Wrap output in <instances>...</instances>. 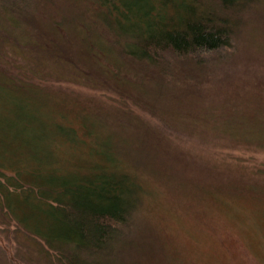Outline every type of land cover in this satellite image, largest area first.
<instances>
[{
	"label": "trees",
	"instance_id": "1",
	"mask_svg": "<svg viewBox=\"0 0 264 264\" xmlns=\"http://www.w3.org/2000/svg\"><path fill=\"white\" fill-rule=\"evenodd\" d=\"M256 37L264 0H0V236L17 263L135 261L149 161L199 197L264 206V166L216 151H264Z\"/></svg>",
	"mask_w": 264,
	"mask_h": 264
},
{
	"label": "rangeland",
	"instance_id": "2",
	"mask_svg": "<svg viewBox=\"0 0 264 264\" xmlns=\"http://www.w3.org/2000/svg\"><path fill=\"white\" fill-rule=\"evenodd\" d=\"M256 43L259 46L255 47ZM262 43L264 41L256 37L247 52L254 57V51L263 50L260 49ZM59 88H67L86 99L101 100L105 105L116 100L112 94L75 84L62 82ZM140 120L146 124L149 120L155 121L148 117ZM216 151H225L221 158L227 154L229 158L251 159L264 166V151H252L241 146ZM152 164L149 161L142 165L143 170L148 169L144 174L147 179L143 182L146 195L141 200L139 210V217L147 221L152 231L147 234L143 229L144 247L140 254L136 252L138 258L135 261L136 256H133L134 264H264V206H257L248 198L199 197L197 192L178 186L176 181L180 182L181 175L175 172L176 166H170L165 173L162 171L161 174L149 176L151 167L156 165ZM154 170L159 169L156 167ZM168 173L172 176L170 179ZM182 175L197 180L194 172L186 171ZM12 228L11 225L7 230ZM13 243L4 241L0 236V249L5 258L9 259L10 264H18L17 259L12 257ZM17 254L19 257L18 251Z\"/></svg>",
	"mask_w": 264,
	"mask_h": 264
}]
</instances>
